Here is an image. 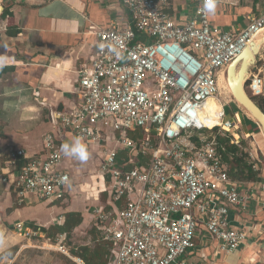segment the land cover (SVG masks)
Wrapping results in <instances>:
<instances>
[{"label": "built area", "instance_id": "obj_1", "mask_svg": "<svg viewBox=\"0 0 264 264\" xmlns=\"http://www.w3.org/2000/svg\"><path fill=\"white\" fill-rule=\"evenodd\" d=\"M54 1L58 0H0V24L17 6ZM120 3L130 21L124 27L97 29L94 59L78 72L74 90L81 103L71 114L55 113L61 128L73 131L83 142H101L98 125L107 123L121 134L116 144L151 154L146 172L122 168L115 151L101 167V173L109 177L112 200L127 198L115 220L111 214L95 213L104 240L115 248L109 264H189L182 258L194 247L200 222L218 249L231 255L247 238L230 227L229 208L246 206L253 191L231 180L217 142L200 131L218 128L229 132L233 128L224 122V107L216 99L219 75L264 35V14L233 33L210 26L204 0L186 23L169 15L167 0ZM100 44L106 47L101 50ZM245 87L253 94L264 93V65L249 73ZM209 99L218 106L213 115L205 110ZM201 116L214 124L204 126ZM137 128L153 130L155 140L148 135L136 144L125 136V130ZM43 143L41 156L24 150L9 153L8 164L18 171L14 190L18 198L32 195L57 203L64 200L70 176L60 169L63 156L55 137L45 135ZM63 177L67 180L62 182ZM134 191L137 197L130 199ZM15 229L25 239L32 237L22 224ZM63 243L64 235L59 234L55 250L64 251ZM75 259L76 264H83Z\"/></svg>", "mask_w": 264, "mask_h": 264}, {"label": "crops", "instance_id": "obj_2", "mask_svg": "<svg viewBox=\"0 0 264 264\" xmlns=\"http://www.w3.org/2000/svg\"><path fill=\"white\" fill-rule=\"evenodd\" d=\"M167 1L170 4L169 15L180 23L190 21L200 3V0ZM215 3V12L208 13L209 23L221 31L237 33L264 14V0H216ZM129 21L128 12L120 0H58L40 6H17L9 12L6 22L0 24V55L6 57V66L0 70V264H20L17 260L20 252L35 246V243L42 242L44 248L55 250L53 247L58 235L55 237L51 228L70 221L67 218L69 214L79 215L82 221L69 233H61L64 235V251H56L64 260L76 264L75 257L70 254V249L78 247L74 237L87 239L89 247L98 237L111 244L104 240V232L97 227L95 213L111 214L110 219L115 220L127 198L119 202L112 200L109 177L101 173V167L106 156L115 151L116 162L122 168L128 164L130 167L124 168L127 171L146 172L150 153L142 155L137 147L126 149L116 144L120 132L107 123H101L98 125L101 142L81 141L90 153L86 162L66 157L61 152L60 169L69 174L70 180L64 200L57 203L42 201L32 195L18 198L14 190L18 171L9 166L8 155L16 150H24L29 155H43V140L48 134L55 137L59 148L77 138L73 131L61 128L55 113L71 114L79 107L81 99L74 93L79 83L78 72L94 59L97 29L124 27ZM262 65L264 46L255 64L248 68L247 77L256 66ZM218 97L220 90L216 99ZM222 102L223 107L229 106L227 100ZM229 107L233 113L228 116L234 118L239 111L233 104ZM232 127L234 129L238 125ZM143 130L137 134L136 129H128L124 134L136 144L144 142L145 139L140 138L142 136L147 139L150 135V140H155L151 134L153 130ZM129 133L139 135L140 139H132ZM192 142L197 145L194 140ZM255 159L264 158L259 159L255 153ZM253 168L257 170L256 165ZM233 182L253 191L252 200L246 206L229 208L230 227L245 233V244L233 254L226 255L218 249L216 241L200 222L194 247L185 253L183 261L189 264H264V178L259 183ZM136 197V191L129 195L130 199ZM18 224L24 226L25 232L31 233L30 239L16 231ZM114 249L113 244L112 249L110 245L108 264Z\"/></svg>", "mask_w": 264, "mask_h": 264}, {"label": "trees", "instance_id": "obj_3", "mask_svg": "<svg viewBox=\"0 0 264 264\" xmlns=\"http://www.w3.org/2000/svg\"><path fill=\"white\" fill-rule=\"evenodd\" d=\"M6 13L7 11H5L3 17H5ZM246 92L250 99L264 112V93L253 94L247 89ZM224 112L227 116H232L233 113L229 106L224 107ZM243 123L251 137L260 134L259 126L252 119L248 118L247 116H243ZM142 130L143 128H137V134H140ZM200 132H203L206 135H211L217 142L219 152L222 155L223 163L228 167V175L231 180H238L240 182L246 183L261 182L262 178L264 177V161L256 160V163L247 162V152H243L241 148L242 144H244V141L241 140L238 143V140H240L241 138L237 137L239 138L237 140V138L233 136V139L232 136L228 135V132L220 131V129L218 128H214L212 130L205 129ZM151 134L154 137V132H151ZM129 136L135 140H138L140 138L146 139L144 138L146 136H142L139 138V135L134 136L132 135V133H129ZM193 140L197 142L196 139ZM257 163L260 164V166L258 170H254L253 166ZM129 167L130 165L124 164L125 169H128ZM67 218H69L70 221H65L62 226H53L51 228V230L54 231L53 235L55 237L61 233H69L72 229L80 225L82 221L79 215L69 214ZM49 236L50 234L48 233V237ZM51 238L52 240L54 239L53 236ZM94 241L95 244L92 247H89V245L84 244L78 246L76 249H70L71 257L79 258L83 264H108L107 255L109 254L110 245L112 249V244L101 241L99 237L96 238Z\"/></svg>", "mask_w": 264, "mask_h": 264}, {"label": "rangeland", "instance_id": "obj_4", "mask_svg": "<svg viewBox=\"0 0 264 264\" xmlns=\"http://www.w3.org/2000/svg\"><path fill=\"white\" fill-rule=\"evenodd\" d=\"M219 90H220V97H218V99L220 100L222 106H224V103L222 101L227 100L229 103V106L233 104L236 110L239 111V113L235 114L234 118L233 117L228 118V116H226L229 120L232 121L234 125L236 124L238 125L237 128L230 129L228 132V135L232 137L235 136L236 138L237 137L241 138L240 140H238L239 138H237V140H238V143L241 140L244 141V144H242L241 148L243 152L245 153L247 152V156H248L247 162L256 163L257 159H255V153L258 155L259 159H261L262 157L264 158V136L262 132L261 134L255 135L253 137H251L250 134L248 133L246 127L244 126L243 120H242V116L244 115L248 116V114L244 111V109L238 106V104L232 98L229 92L226 80H225V71L223 72V74L221 75L219 79ZM262 161H264V159H262ZM256 166L258 170L260 164L257 163ZM1 235L2 234H0V236ZM75 235H78V234L76 233ZM74 238L76 241L75 243L76 247L84 245L89 242L87 239H81V238L78 239L77 237H74ZM35 246L31 247L30 249L24 248L20 252L19 256L17 257V260H19L20 264H75L74 262H68L67 260H64V258L58 253L59 251L57 252L56 250L44 248V244H42V242L35 243Z\"/></svg>", "mask_w": 264, "mask_h": 264}, {"label": "water", "instance_id": "obj_5", "mask_svg": "<svg viewBox=\"0 0 264 264\" xmlns=\"http://www.w3.org/2000/svg\"><path fill=\"white\" fill-rule=\"evenodd\" d=\"M3 8L1 9V11ZM264 46V35L252 41L235 58L225 71V80L234 101L248 114V116L259 126L264 136V112L250 99L246 92L245 81L248 68L255 64L259 52Z\"/></svg>", "mask_w": 264, "mask_h": 264}, {"label": "clouds", "instance_id": "obj_6", "mask_svg": "<svg viewBox=\"0 0 264 264\" xmlns=\"http://www.w3.org/2000/svg\"><path fill=\"white\" fill-rule=\"evenodd\" d=\"M215 8H216L215 0H204V10L206 13H214ZM105 47L106 45L104 44L99 45V48L101 50H103ZM112 50L114 51V49ZM117 55H119V53H117ZM5 66H6V57L0 55V70H2L3 67ZM60 150L64 154V156L75 158L79 160L81 163L86 162L90 157V153L87 150V147L85 146V144L81 142L79 138L74 139L71 143H63L61 145ZM65 180H67V177L61 178L62 182ZM0 243H2V241H0Z\"/></svg>", "mask_w": 264, "mask_h": 264}, {"label": "bare ground", "instance_id": "obj_7", "mask_svg": "<svg viewBox=\"0 0 264 264\" xmlns=\"http://www.w3.org/2000/svg\"><path fill=\"white\" fill-rule=\"evenodd\" d=\"M220 77H221V76H220ZM227 86H228V85H227ZM228 89H229V88H228ZM229 92H230V90H229ZM230 94H231V93H230ZM217 108H218V106H217V104H216V102H215L214 99H209V100L207 101L206 105H205V110H206L207 112H209L210 114H212V115L216 112ZM228 118H229V116H228ZM228 118L225 117L224 122L229 121L232 125H234V124L232 123V121L229 120ZM200 122H201L204 126H207V127H211V126L214 124L213 121H211V120H209V119H206L205 117H202V116H201V118H200ZM217 123L219 124L220 122H217Z\"/></svg>", "mask_w": 264, "mask_h": 264}]
</instances>
